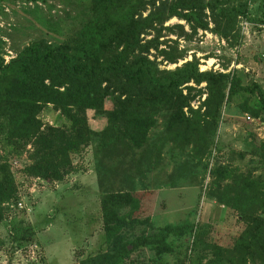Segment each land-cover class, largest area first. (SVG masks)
Instances as JSON below:
<instances>
[{"label": "rangeland", "instance_id": "rangeland-1", "mask_svg": "<svg viewBox=\"0 0 264 264\" xmlns=\"http://www.w3.org/2000/svg\"><path fill=\"white\" fill-rule=\"evenodd\" d=\"M239 1L249 3V17L231 18L221 32L216 31L209 9L208 30H193L185 20L173 17L158 35L161 26L156 24L141 35L142 43L154 41L147 56L161 70L196 60L200 71H237L246 84L257 83L264 90V0L227 2ZM91 15L89 0H0L4 65L41 38L57 44L74 38ZM243 21L248 29L242 27ZM188 85L193 87L191 107L198 109L208 96L206 83ZM113 104L114 97L108 96L104 107L110 110ZM255 106L256 98L248 93L231 99L226 94L219 117L204 138L190 140L169 134L168 114L161 112L141 148L130 149L112 137L105 143L96 138L71 154L74 170L52 182L27 173L30 146L18 150L0 129V165H8L18 190L17 197L4 205L0 264H110L103 257L110 246L102 200L117 192L133 194L138 206L130 203L121 209L136 218L133 227L124 230L127 241L168 225L193 226L170 238L171 251L158 255L156 248H140L122 264H260L238 253L247 222L216 198L228 181L216 187L212 173L217 166L227 167L264 183V114L255 116L248 110ZM185 111L189 114L188 108ZM39 117L44 125L64 129L71 125L51 104ZM87 118L95 132L107 125L104 113L87 110ZM196 121L202 125L204 120Z\"/></svg>", "mask_w": 264, "mask_h": 264}, {"label": "trees", "instance_id": "trees-1", "mask_svg": "<svg viewBox=\"0 0 264 264\" xmlns=\"http://www.w3.org/2000/svg\"><path fill=\"white\" fill-rule=\"evenodd\" d=\"M227 1L89 0L91 18L74 38L58 44L41 38L6 65L0 49V129L18 150L30 146L27 151L32 162L27 173L51 182L63 180L74 170L71 154L96 138L105 143L112 137L126 142L130 149H139L161 112L168 114L169 134L188 140L203 139L218 119L226 94L228 99L241 93L254 96L256 106L248 110L255 116L264 114V90L257 83L246 84L237 71H200L196 60L161 70L146 54L154 41L142 43L143 33L157 24L161 26L156 28L160 35L165 21L173 17L185 20L193 30H208L209 9L217 32L225 29L231 18L249 17L247 1ZM162 55L168 57L165 51ZM190 83H206L208 90L206 100L195 110L191 107L194 98ZM108 96L114 97L110 110L104 107ZM50 104L71 122L69 128L43 124L39 115ZM202 107L206 108L204 112ZM87 110L106 115L107 125L102 131L90 128ZM196 120L204 121L201 125ZM212 173L216 187L228 181L216 198L237 210L247 222L239 238L238 253L244 260L264 264V183L227 167L217 166ZM17 194L13 174L7 164H1L0 223L5 217L4 205ZM133 199L129 192L103 197L104 230L110 246L103 257L110 264H122L131 252L144 247L156 248L158 255L169 252L170 238L193 228L189 224L168 225L157 233L127 241L124 230L132 228L136 218L133 212L123 214L121 209L130 203L137 209Z\"/></svg>", "mask_w": 264, "mask_h": 264}, {"label": "built area", "instance_id": "built-area-1", "mask_svg": "<svg viewBox=\"0 0 264 264\" xmlns=\"http://www.w3.org/2000/svg\"><path fill=\"white\" fill-rule=\"evenodd\" d=\"M248 26H249L248 22H246V21H243V22H242V27H243L244 29H248Z\"/></svg>", "mask_w": 264, "mask_h": 264}]
</instances>
